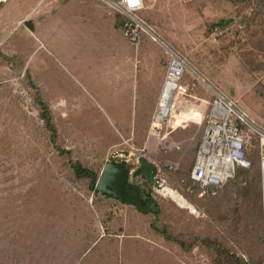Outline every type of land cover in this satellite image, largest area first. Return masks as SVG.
<instances>
[{
  "label": "rangeland",
  "instance_id": "rangeland-1",
  "mask_svg": "<svg viewBox=\"0 0 264 264\" xmlns=\"http://www.w3.org/2000/svg\"><path fill=\"white\" fill-rule=\"evenodd\" d=\"M144 1L138 15L191 64L170 119L154 124L160 132H152L142 83L118 73L138 50L119 30L117 12L101 2L72 11H64L67 0L0 4V264H264L257 142L248 151L253 168L240 172L247 186L238 179L201 197L190 177L210 86L264 127V0ZM223 20L227 26H215ZM143 41L166 67L163 49ZM188 99L206 115L184 130L178 111ZM115 150L149 157L193 208L158 194L156 230L107 212L74 165L100 176Z\"/></svg>",
  "mask_w": 264,
  "mask_h": 264
},
{
  "label": "built area",
  "instance_id": "built-area-1",
  "mask_svg": "<svg viewBox=\"0 0 264 264\" xmlns=\"http://www.w3.org/2000/svg\"><path fill=\"white\" fill-rule=\"evenodd\" d=\"M94 1L105 3L122 16L120 24L122 34L136 48H139L144 38H149L165 52L166 73L158 105L153 114V125L155 121L167 122L171 117L181 82L191 68L188 59L163 38L156 26L138 15L145 9L144 0ZM209 89L213 101L197 148L191 180L195 187L201 189V197L208 192L213 194L219 192L230 182L240 180L241 187L247 186L248 181L240 177V172L251 170L254 166L248 151L255 141L259 154L258 169L264 212V127L246 108L226 95L219 87L210 86ZM177 148L180 149L179 146ZM173 168L171 166V169Z\"/></svg>",
  "mask_w": 264,
  "mask_h": 264
},
{
  "label": "crops",
  "instance_id": "crops-1",
  "mask_svg": "<svg viewBox=\"0 0 264 264\" xmlns=\"http://www.w3.org/2000/svg\"><path fill=\"white\" fill-rule=\"evenodd\" d=\"M10 1L11 0H5L4 2H2L0 4L4 5V4L9 3ZM58 1H60V0H52V2H55V3ZM86 3H91L89 5L90 7H97V5H99V7H100V5H101L100 2H97L94 0H92V2L90 0H67V4L64 7V11H72L73 9H75L77 7L84 6ZM4 13L5 12L2 13L3 15L1 16V19L4 18ZM0 15H1V13H0ZM110 15H111V13H110ZM26 20H28V19H26ZM26 24H27V22H26ZM119 25L120 24H119V20H118L117 26L119 27V30L121 31V28ZM150 42H152V41L150 40ZM146 43H147L146 41H143L142 44L139 46V48L136 49V47H135V49L138 51L135 52L136 55L134 56V58L133 59L131 57L127 58L128 60L131 61L130 67H128V60H127L126 65L123 64L120 68H118V73L124 74L125 71H126V73L130 72V75L133 76V79L137 80V85L142 83L143 88H144V93H145L144 96L151 100V102L153 104V108H154V111H153V114H154L155 109L158 105V100H159L161 90L163 87V82H164L165 73H166V67H162L160 64L156 63L157 54H154L153 52L150 53L148 50V47H150V46H148ZM126 67H127V69H126ZM133 83H134V85H136V83L134 81H133ZM187 107H188V109L184 108V110L180 109V112L178 111V113H179L178 114V117H179L178 118V124L183 125L184 128H186L184 130H188L189 123H199L203 119L204 114L206 115L205 109L203 107H201V105H199L197 102H193L192 100L189 101V99H188ZM207 115H208V113H207ZM207 115H206L205 119L207 118ZM152 117H153V115H152ZM195 117L197 120L193 119ZM98 199L100 201H104L99 196H98ZM103 205H104V207H106L107 212L111 208L112 210H115L119 213H122V215L126 219L127 225H129V223H131V225L134 226L135 228H141L144 230H156L155 227L157 228V224L154 225V223L152 222L154 215H152L150 213L143 215V214H139L138 212H136L133 208H131L132 210H128V209H125L122 207L118 208V206H116L112 202H110V203L107 202V206H106V204H103ZM104 213H106V212H104ZM108 217H109L108 220H110L111 216H108ZM152 223H153V226H152ZM152 227H154V229H152Z\"/></svg>",
  "mask_w": 264,
  "mask_h": 264
},
{
  "label": "water",
  "instance_id": "water-1",
  "mask_svg": "<svg viewBox=\"0 0 264 264\" xmlns=\"http://www.w3.org/2000/svg\"><path fill=\"white\" fill-rule=\"evenodd\" d=\"M27 24L30 25L29 22ZM154 129L157 132L161 131L156 126H154ZM128 161L133 162L130 163ZM131 176L138 178L145 186L157 192L159 195H161L160 192L165 185L171 187L168 181L160 176L158 166L149 157L139 156L137 158L136 153L128 150H115L102 171L95 192L102 198L106 194H111V190L118 191V194L123 193L122 196L125 197L122 201L123 203L126 200L128 203L133 201L140 211L146 212L149 206H144L143 199L136 192L132 193V197L128 196L129 193L125 185ZM134 183L133 181L132 185ZM118 194L116 193V198L120 197Z\"/></svg>",
  "mask_w": 264,
  "mask_h": 264
},
{
  "label": "flooded vegetation",
  "instance_id": "flooded-vegetation-1",
  "mask_svg": "<svg viewBox=\"0 0 264 264\" xmlns=\"http://www.w3.org/2000/svg\"><path fill=\"white\" fill-rule=\"evenodd\" d=\"M107 162H108V160H107ZM107 162H106V164H107ZM128 162L132 163L133 161H128ZM101 174H102V172H101ZM100 176H99V178H100ZM133 181L135 183L132 185ZM125 186L127 187V190H128L127 192L129 193L128 196L132 197V195H133L132 193L136 192L140 196V198L143 199L144 206H147V205L149 206L148 211H146V212L140 211L139 208L137 207V205L133 201L128 203V201L126 200L125 203H123L122 201H123V199H125V197L122 196L123 193L118 194V191H115V190H111V194H106L105 197H102L103 200H105L106 202H112L113 204L118 206V208L122 207V208H125L128 210H132L131 208H133L139 214L145 215V214L150 213V214L154 215V217L159 215L161 202H160V196L158 195L157 192H155L152 189H150L149 187L145 186L142 181H139L138 178H133L132 176L130 177V179L128 180V182L126 183ZM95 191H96V188H95ZM116 193L120 197L116 198L115 197Z\"/></svg>",
  "mask_w": 264,
  "mask_h": 264
},
{
  "label": "trees",
  "instance_id": "trees-1",
  "mask_svg": "<svg viewBox=\"0 0 264 264\" xmlns=\"http://www.w3.org/2000/svg\"><path fill=\"white\" fill-rule=\"evenodd\" d=\"M228 23L229 22H227L226 20H223L218 25H215V26H227ZM42 107L45 109V110H43V114L42 115H43V119L46 121V126L51 131H53V136L55 137L57 135V131H56V128H55L54 124L52 123L50 112L48 110L49 105L47 103H42ZM74 169H75V171H76V173H77V175L79 177H90L91 180H92L91 181V183H92L91 187L92 188L96 187V185L98 183V179H99V175L96 172L92 171L89 168L83 167L79 163L74 165ZM215 194H217V193H215ZM261 205H262V202H261ZM262 211H263V209H262ZM263 214H264V212H263Z\"/></svg>",
  "mask_w": 264,
  "mask_h": 264
},
{
  "label": "bare ground",
  "instance_id": "bare-ground-1",
  "mask_svg": "<svg viewBox=\"0 0 264 264\" xmlns=\"http://www.w3.org/2000/svg\"><path fill=\"white\" fill-rule=\"evenodd\" d=\"M163 123L164 122L160 123L158 121H155V124H157L158 126ZM160 193L164 197L174 200L179 206L183 208H193L192 204L185 197H183L179 192L169 186L165 185Z\"/></svg>",
  "mask_w": 264,
  "mask_h": 264
},
{
  "label": "clouds",
  "instance_id": "clouds-1",
  "mask_svg": "<svg viewBox=\"0 0 264 264\" xmlns=\"http://www.w3.org/2000/svg\"><path fill=\"white\" fill-rule=\"evenodd\" d=\"M121 16V15H120ZM122 17V16H121ZM122 21V20H121ZM120 24H121V22H120ZM154 43V42H153ZM156 44V43H155ZM165 53V52H164ZM167 66V65H166ZM264 78V77H263ZM262 83H263V79H262ZM264 87V86H263ZM181 88V87H180ZM209 91L211 92V90L209 89ZM211 94H212V92H211ZM213 96V95H212ZM213 100V99H212ZM211 106V105H210ZM210 110V109H209ZM253 116V115H252ZM152 120H153V117H152ZM205 125V124H204ZM157 132L155 129H154V125H152V132ZM181 148V147H180ZM181 150V149H180ZM131 152V151H130ZM197 152V151H196ZM132 153H134V152H132ZM137 155V154H136ZM139 156H137V158H138ZM196 157V156H195ZM195 161V160H194ZM193 165H194V163H193ZM176 166H177V164H176ZM159 168V167H158ZM192 170V169H191ZM159 173H160V169H159ZM190 177H191V172H190ZM261 202H262V199H261Z\"/></svg>",
  "mask_w": 264,
  "mask_h": 264
},
{
  "label": "snow or ice",
  "instance_id": "snow-or-ice-1",
  "mask_svg": "<svg viewBox=\"0 0 264 264\" xmlns=\"http://www.w3.org/2000/svg\"><path fill=\"white\" fill-rule=\"evenodd\" d=\"M134 2H135V0H134Z\"/></svg>",
  "mask_w": 264,
  "mask_h": 264
}]
</instances>
